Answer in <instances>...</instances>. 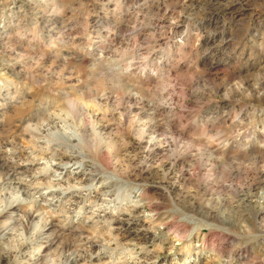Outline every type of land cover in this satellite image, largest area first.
<instances>
[{"label": "rangeland", "instance_id": "1", "mask_svg": "<svg viewBox=\"0 0 264 264\" xmlns=\"http://www.w3.org/2000/svg\"><path fill=\"white\" fill-rule=\"evenodd\" d=\"M0 264H264V0H0Z\"/></svg>", "mask_w": 264, "mask_h": 264}, {"label": "bare ground", "instance_id": "2", "mask_svg": "<svg viewBox=\"0 0 264 264\" xmlns=\"http://www.w3.org/2000/svg\"><path fill=\"white\" fill-rule=\"evenodd\" d=\"M57 133L61 135L62 139L64 138L66 140L65 142L71 143V140L68 137L65 138V132L64 131L58 130ZM59 147H61V146H59ZM67 148L69 149L70 147L68 146ZM47 151H49V149ZM49 152H50L49 154L47 152H46L47 154H44V153H42L40 151H37L36 153L35 152L31 153L33 155V160L39 158V160H46V162L48 161L46 163V167L47 168L51 167V165L55 166V168H54L55 172L54 173L50 174L49 176L44 175L42 177V178L45 177V178H47L49 180L47 183H43L41 181L42 178H40V179H38L37 183H34V186L32 185L34 189L31 187V185L28 187L29 191L31 189V191H30L31 197H33L35 199V201L38 202L40 200H46V197L49 196L47 198V201H46L47 203L50 202V204H53V202H57V204H59V203H63L62 199L67 196V197H70V199H68V201H67V205L68 204L73 205V203H75L76 201H77V203H78V201L79 202L83 201L85 195L86 196L91 195L93 190H91V186L90 185L89 186L88 185H85V186L81 185L80 186L79 185L80 183L79 184L70 185L71 177L67 178L66 183H64L62 181L63 179H65V176L70 175V173L71 174H74V173L76 174L77 173L78 175L79 174L85 175V172H84L83 169H84V166L86 165L85 158L87 156L84 155V154H79L80 158H76L73 155L70 156L71 159H73L72 161H74V162H72L73 163L72 165L74 166L73 167L74 170L72 172L70 170V168L68 167V162L70 163V158L66 159L64 155L58 154L55 150H50ZM27 170H28V168L19 167L17 171L19 172V174H26ZM98 174H94L93 176H91V180L93 182H95L99 178ZM78 175H76V177ZM22 177H23V175H22ZM35 180H37V176L33 175V176L30 177V181L29 182L33 183ZM38 186H42L43 190L39 191L38 190ZM113 186H115V184L112 181H109L107 186H105V187L102 186L100 189H98V191L104 189L103 193H106V192H109L108 190L112 189ZM57 187H59L60 191L62 190L64 192L62 195H60L61 192L60 193H58V191L56 192ZM81 187H86V189L84 190L85 192H83L81 190ZM106 189H107V191H106ZM73 199H75V200H73ZM96 200H97V197L95 198V201ZM73 201H75V202H73ZM18 206H19V203H13L10 208L12 210H17Z\"/></svg>", "mask_w": 264, "mask_h": 264}]
</instances>
